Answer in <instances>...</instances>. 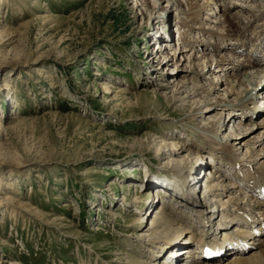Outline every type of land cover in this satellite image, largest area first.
I'll return each mask as SVG.
<instances>
[{"label":"rangeland","instance_id":"374dc122","mask_svg":"<svg viewBox=\"0 0 264 264\" xmlns=\"http://www.w3.org/2000/svg\"><path fill=\"white\" fill-rule=\"evenodd\" d=\"M234 1L259 5L256 9L263 12L257 22L263 24L264 0ZM141 3L0 0V264H128V259L153 264L149 250L156 249L142 243L132 250L127 241L135 245L136 237L145 240L146 232H140L147 229L156 205L181 224L179 238L190 239L189 226L196 233V223L188 225L177 218L178 205L186 211L185 219H191L192 211L181 194L172 195L163 185L168 178L159 166L169 167L173 160L169 161L170 150L161 147L157 152L154 140H176L177 148L179 143L187 146L181 149L184 155L189 146L198 151L193 164L202 165V176L211 168L206 163L213 165L217 158L200 153L191 134L182 135L181 123L199 97L180 94L174 103L167 102L174 87L166 74L175 73L174 63L190 58L192 52H203L206 58L227 54L232 43L224 40L225 45L214 51L213 46L184 43L178 32L162 43L161 34L174 27L178 10L169 11L166 2L141 10ZM216 8L218 15L222 9ZM237 10L246 23L253 21L248 17L251 9L234 7L229 13ZM38 14L48 17L36 18ZM191 34V41L199 36ZM152 41H159L162 48L166 45L164 54L170 56L180 47L184 50L168 65L158 55L149 62L155 51ZM148 42L147 50L143 47ZM183 63L187 67V61ZM108 81L116 91L123 88L116 100L102 92ZM259 94L258 105L263 96ZM212 114H202L196 124H206ZM230 115V127L223 126L218 133L240 132L260 118L246 121L239 109ZM261 130L254 134L261 138ZM146 174L155 182L146 181ZM196 189L199 198L202 190ZM197 197L192 198L194 208L202 207ZM150 200L144 227H133L131 220ZM183 246L176 240L172 249ZM164 256L155 264H162Z\"/></svg>","mask_w":264,"mask_h":264},{"label":"bare ground","instance_id":"6f19581e","mask_svg":"<svg viewBox=\"0 0 264 264\" xmlns=\"http://www.w3.org/2000/svg\"><path fill=\"white\" fill-rule=\"evenodd\" d=\"M135 1L142 2V6L141 4L138 5L139 8L141 6V10L151 7L156 8L159 3L163 2H166L165 8H168L169 11H172V9H174V11L175 9L178 10L179 16L174 20V27H171L166 34H161V39H163L162 43L169 42L168 38L174 36L175 32H178L179 36L183 34L181 39L184 43H189L194 46V43L197 42L195 43L196 47L199 46L202 48V46H208L209 48L213 46L215 49L212 50L216 51L220 44H222V46L225 45L224 40L226 42L230 41L232 45L227 54H212V56H208V58L205 57V53H201L198 50L194 53L192 52V54H190L192 60H190V58L183 59V62L187 61V67L186 65L182 67L184 64L183 62L174 61L176 53H182L184 50L183 47H180L179 50L174 51V53L172 52L171 56L167 53L164 54L166 45L162 48L163 46L159 41H152V43L148 42L145 44L146 46L143 47L146 49L151 43V46L156 48L154 56L150 55L147 58L149 59L152 57L149 59V62L154 61L155 55H158V58L162 56L165 65H168L171 61L175 62V73H172V71L166 74V76L169 75L174 87L171 96L167 98V102L174 103V101L179 99L176 95L180 94H184L185 98L199 97L196 98L195 102L192 101V104L195 105L193 107H191L192 105L190 106V114L188 119H185L187 122L181 123L185 125L181 127L183 130L181 133L182 135H184L183 133L186 135L191 134L192 142H194L193 146L197 148L200 153L201 151L202 153L209 152V157H216L217 159L213 160V165L206 163L208 166H211V168L207 170L208 172L205 176H202V165L200 163H197L196 166L193 164V161L197 160L199 157L198 151L195 152V150L189 146L187 148L188 153L184 155V150L182 151L181 149L186 145L179 143V148H177L178 145L176 146V140H172L171 142H166V138H162L158 141L154 140V144L157 146V152L161 147L167 151L170 150L168 151L170 154L169 161L173 160V164H170L171 162L168 163L170 164L169 167H165V165L159 166L160 169L166 170V172L168 171L167 173H169V175H167L166 172H163L168 178V182L163 183V185L168 187L172 195L181 194L187 208L190 209L192 213H196L194 214L196 218L200 219L202 227H207L206 229H201L199 235L196 237V233L193 232L194 229L189 230V228H192L191 226H189V228L184 226L188 229L189 235L187 237L190 239L179 238L178 236H183L182 229L180 228L181 224L177 225V221L165 215L162 207H157L156 205L152 212V218H149L150 223L147 229L145 227V229H142L140 232H146L144 233L145 240L136 237L135 245H133L131 241L127 242L130 243L132 250L134 249L133 246L138 248L139 245L136 246L137 244L143 245L144 243H147L148 247L151 249H156L157 255L153 256L155 261H151L153 264L157 262V259L163 253H165V256L162 264H177V262L186 264L185 260L188 256L187 254L189 250L193 248L191 245H200L202 239H211L213 233L214 238L223 240L225 236V238L228 239H236L238 241L237 244H240V242L244 240L248 243H254V247L249 248L247 251L237 252L239 255L228 253L219 259L197 264H264V230L259 227L260 224L264 223V200L260 201L258 199L254 186L258 182H264V108H262V106H264V91L260 92L264 90V83H262L264 70L258 69L260 67L258 63L260 58L256 56L253 57L255 50L250 52L249 57L241 56L246 54V51H244L246 48L244 47L245 42L243 40L246 38V34L251 32L264 38V22L263 24L257 22V20H259L257 16H261L263 10L260 12L261 9H256L259 5L256 6L248 3V5L246 3H244V5H235L236 3L234 2L237 1L234 0ZM151 2L152 5H150ZM231 2L233 3L230 6ZM243 2H246V0H243ZM252 3L254 2L252 1ZM216 6H219L220 10L222 9L219 11L218 15L216 13L218 9ZM234 7L241 11L245 9L250 11L251 9V15H248V17L253 18V21L246 23L244 18L238 15V10L237 13H229V10ZM255 12H258V14ZM46 17L48 16L42 14L36 15V18L45 19ZM163 22L166 23L164 20L160 23ZM174 28H176L175 31H173ZM191 33L198 34L199 36L197 38L194 37V40L191 41ZM162 35L165 36V39ZM212 39H214L215 45L209 43ZM152 40L158 39L157 37H152ZM254 45L255 43L252 44V46ZM205 49L207 48L205 47ZM239 70L243 72L240 74L238 73ZM182 74L184 80H180L178 83V77L180 75L182 76ZM208 75L212 76V78L207 77ZM185 77L187 78L185 79ZM217 77H221V79ZM222 77L225 79H222ZM223 85L224 87L221 88ZM115 88L116 86L108 81L105 83L102 92L111 96L110 99L116 100L118 95H121L124 91L122 92L123 88L122 90L117 89V91ZM219 91H221V93H219ZM259 93L263 96L261 97V104L258 105L256 99L260 96ZM237 109L241 110L244 120L250 121L253 117L258 115V117L260 116L259 122L256 123V125H249L240 132L230 129L229 134H221L222 132L218 133L223 126H225L224 129L230 127L227 124V117L233 114ZM210 111L214 114H212L211 117L208 116L210 120L206 124H196L197 118H200L202 114H208ZM49 113H52V111H49ZM259 128H262L260 131L261 138L254 134L255 130ZM180 154L182 158L178 159L177 157ZM162 155L164 154L162 153ZM237 155H241L245 159L238 158ZM187 158H192V161L187 162ZM228 169L231 170V172H229ZM228 176L229 178H227ZM146 181L151 182V184L155 182L152 176L148 174H146ZM196 187L202 190L199 198L197 197L198 195L196 192H198V189H196ZM158 189L160 190V188ZM247 191H250L251 194H248ZM155 196H153V198ZM195 196L198 198L200 202L199 205L202 207L198 206L194 208L196 204L192 206V198L194 199ZM139 201L140 200H138V203ZM152 204L153 200H150L143 213H140L139 216L131 220L130 224L133 225V227L136 224H138V227H144L143 220ZM215 212L220 214L222 220L217 219ZM220 227L223 232L222 237L217 235L221 231L215 232V230ZM252 227L259 228L261 231L260 234L255 237L252 236ZM171 236L175 238L173 237L171 239ZM176 240L179 244L184 245L182 249L181 247L176 248V250L175 248L172 249L173 245L176 244ZM149 251L150 254H154V250ZM225 257L230 258L226 259ZM127 263L146 264V261L139 262L128 259Z\"/></svg>","mask_w":264,"mask_h":264}]
</instances>
